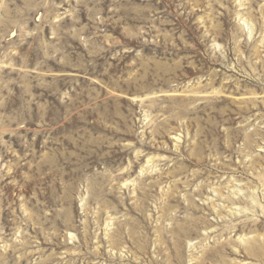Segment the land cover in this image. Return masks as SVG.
Wrapping results in <instances>:
<instances>
[{
    "label": "rangeland",
    "instance_id": "1",
    "mask_svg": "<svg viewBox=\"0 0 264 264\" xmlns=\"http://www.w3.org/2000/svg\"><path fill=\"white\" fill-rule=\"evenodd\" d=\"M0 264H264V0H0Z\"/></svg>",
    "mask_w": 264,
    "mask_h": 264
}]
</instances>
